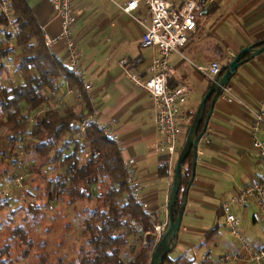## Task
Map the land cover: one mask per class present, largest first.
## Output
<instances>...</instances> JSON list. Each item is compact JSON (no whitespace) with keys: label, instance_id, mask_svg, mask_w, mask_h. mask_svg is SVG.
Here are the masks:
<instances>
[{"label":"crops","instance_id":"1","mask_svg":"<svg viewBox=\"0 0 264 264\" xmlns=\"http://www.w3.org/2000/svg\"><path fill=\"white\" fill-rule=\"evenodd\" d=\"M99 1H105L108 21L114 18L116 11L122 14L116 15L114 28L107 25L104 35L109 43L107 49L99 51L101 47H89L87 43L81 46L85 52L91 54L86 58L83 78L93 86L89 94L94 112L90 117L116 135L125 159L135 161L131 167L132 183L136 185L140 201L148 204L149 212L155 213L156 209H160L161 219H169L167 208L163 212L162 205L169 199L174 181L172 164L175 166V163L169 161V172L165 176L161 175L160 168L169 155L157 148L162 135L157 130L150 93L145 88L134 85L128 78L119 79L121 70L117 64V56L122 57L128 51L127 46L135 45L133 42L138 41L140 46L138 45L136 50L132 48L133 54L128 57L132 61L128 70L146 78L158 50L155 47H142L145 27L142 36L127 34L120 28V21L123 25L130 22L128 13L119 9L120 5L129 0ZM28 2L44 32L52 38L58 37L61 32V19L56 15L50 1ZM91 2L95 6L94 11L101 8L92 0ZM198 2V28L189 33L186 45L170 56V84L186 83L191 91L188 102L182 107V112L188 120L184 123L178 149L184 145H181V142L185 143L187 140L191 122L193 123L212 82L210 76L200 71L198 66L217 60L230 61L243 47L264 41V0ZM73 3L77 6L79 0H73ZM79 8L82 11L78 13L74 36L79 43H84L92 32L87 33L89 25L85 22L88 8ZM79 8L75 7V11ZM136 13L141 14L142 18L150 19V12L143 2H140ZM50 49L66 61L64 41H56ZM99 52L106 54L109 68L103 63L100 64L98 57L92 56ZM12 61L14 63V60ZM62 84L71 94L67 82L63 81ZM228 87L230 94L224 92L216 102L207 133L199 143L196 176L188 191L187 212L184 214L174 252L171 253L174 258L185 255L193 259L195 264H216L220 257L228 252L242 256L237 260H226L222 264H253L226 221L223 212L225 203L231 204L233 212L241 221L240 232L250 244L260 246L264 240V222L258 203L254 200L247 204L232 201L239 187L264 177V160L254 146L255 139H264V52L243 63ZM60 94L59 87L56 95ZM231 95L235 99H232ZM82 100L83 98H80V101ZM54 101L56 99L47 104L50 105ZM211 101L212 99L207 103L206 113L210 110ZM259 114L263 115L260 122ZM203 123L204 121L201 128ZM53 170L56 176L66 172V168L60 165Z\"/></svg>","mask_w":264,"mask_h":264},{"label":"trees","instance_id":"2","mask_svg":"<svg viewBox=\"0 0 264 264\" xmlns=\"http://www.w3.org/2000/svg\"><path fill=\"white\" fill-rule=\"evenodd\" d=\"M9 1L19 31L13 34L8 29L0 0V31H4L7 38L0 46V76L12 78L5 59L13 55L20 80L0 86L2 152H5L6 142L17 156L16 144L25 139L26 153L35 156L39 180L46 181L49 186L40 196L48 195L49 201L67 197L71 204L92 203V207H85L88 214L82 231L87 246L67 262L62 257L54 260L47 240L35 236L46 213L38 201L20 207L26 211L24 222L12 226L10 236L23 245L25 253L36 249L37 264H150L151 251L159 242L154 234V213L145 208L137 195L122 147L97 121H90L85 133L80 137L76 135L80 123L94 112L84 80L48 47L43 27L28 0ZM10 40H14V44ZM130 62L129 59L128 65ZM63 81L83 98L86 109L78 110L72 104L63 110L52 107L32 121L34 113L57 98L56 92ZM71 136L73 139L69 141ZM169 158L160 168L162 176L169 172ZM58 165L66 168L65 174L54 177L43 169L49 166L53 170ZM192 168L193 151L183 164V182L175 214L183 203ZM175 169L176 165L174 177ZM8 204V196L0 194V208ZM145 240L148 245L144 244ZM174 249L163 264H195L185 255L172 257Z\"/></svg>","mask_w":264,"mask_h":264},{"label":"built area","instance_id":"3","mask_svg":"<svg viewBox=\"0 0 264 264\" xmlns=\"http://www.w3.org/2000/svg\"><path fill=\"white\" fill-rule=\"evenodd\" d=\"M57 16L61 18V32L56 38L46 34V44L50 47L56 41L62 40L67 47V60L70 67L80 76H83L84 70L83 57L78 46V41L74 37L73 28L76 23V13L73 0H49ZM140 2L148 8L150 19H144L145 33L142 38L143 47H155L158 50L157 56L154 57L149 67V76L141 77L132 71L125 69L127 78L136 86L145 88L150 93L153 101L154 115L157 130L161 133L162 139L158 142L157 148L165 151L170 157L176 153L179 146L180 134L183 130V124L187 117L182 112V106L191 96L190 88L185 83L175 86L170 84V75L172 73L170 65V56L174 51L184 46L189 40V33L195 31L198 27L200 4L197 0H129L122 9L127 13H133L140 7ZM2 10L8 20V29L16 34L19 31L15 17L13 16L11 2L2 0ZM139 19V17H138ZM140 20V19H139ZM126 60L122 63L124 64ZM229 61L217 60L209 64L199 66V69L214 79L218 74L224 71ZM88 92L92 91V85L85 84ZM71 93L74 90H71ZM230 94V87L225 88V94ZM235 99L233 95L230 96ZM49 109V107H47ZM42 108L33 114L31 120L34 121L36 116L43 112ZM259 122L263 120V115H258ZM94 121L89 117L82 121L76 135L80 137L85 133L87 125ZM110 138L117 141L116 135L105 129ZM254 146L264 160V139H255ZM134 160L126 161L127 167L131 168ZM4 194L9 196V192ZM256 201L260 208V213L264 222V177L254 179L253 182L245 187H239L234 202L247 204L250 201ZM146 209L148 204L144 203ZM226 221L231 231L239 238L242 249L247 253V257L253 264H264V240L260 246L252 245L246 237L240 232V219L233 212L231 204L226 203L223 206ZM168 211V206H167ZM185 209V213H186ZM168 213V212H167ZM154 234L159 241L167 229L169 219L162 220L158 213H154ZM242 255L235 252H228L222 256L216 264H222L226 260H237Z\"/></svg>","mask_w":264,"mask_h":264},{"label":"rangeland","instance_id":"4","mask_svg":"<svg viewBox=\"0 0 264 264\" xmlns=\"http://www.w3.org/2000/svg\"><path fill=\"white\" fill-rule=\"evenodd\" d=\"M92 1L95 4L100 5L101 8L97 11H94L93 7L95 8V6H93L94 4H92L91 0H79V3L77 4V6H75L76 9L80 6H85L86 8H88L85 22L87 23V25H89V31L87 33L92 32L91 35L86 37V42L83 41L84 43L80 42L79 44L81 47L83 44L87 43L89 47H101L99 51H104L105 49H107L106 47L109 44L107 42L108 40H106L104 36L107 25H109L110 28H114L113 23L117 21L116 15H121L122 13L116 11L114 13L116 15L113 16L114 18L108 21V12H106L104 5L105 1L104 3L99 0ZM119 9L121 10L120 7ZM80 11H82L81 8L76 11L77 19H79L78 13ZM138 15L128 14L130 22L123 25V22L120 21V23H118L120 28H123L127 34H139L140 36H142L144 25L138 19ZM128 38L129 37H127L126 40H128ZM5 40H7L5 32L0 31V46ZM10 42L14 44L15 41L10 40ZM133 43H135V45L129 44L127 46L128 51L126 54H124L122 57H120L121 55L117 56V64L119 65L121 70L120 74H118L119 79H123V77L127 78L125 71H123V68L125 69V67L121 65L122 62L125 59L127 60L129 55L132 56L133 51L136 50L138 45L140 46V42L138 41ZM132 48H134V50H132ZM80 51L83 57L82 69L85 72L84 67L86 65V58H89L91 54L85 52V49L82 47L80 48ZM92 56L98 57L99 63H103L106 68H109V59H107L106 54L99 52L93 54ZM12 59L13 55H11L10 58L5 59L6 64L9 65V73L12 78H8L9 75H2V77H0V86L12 85L20 80V73L16 69L15 63H13ZM60 93L61 94L60 96H57L56 101L52 102L50 105H44L42 109L46 110L47 107H55L63 110L71 104L75 105L78 110L86 109L84 101H80V97L74 94H69L67 87L63 84H61L60 86ZM97 107L99 108L100 105H98ZM1 130L0 134L2 133ZM72 139L73 136L69 137L68 140L72 141ZM4 144L5 152H2L4 151L2 150L3 143L2 140H0V194L5 197L6 195L4 194V192H9L8 198L10 204H8L5 208H0V261L4 260L5 264L9 262L11 264H37L39 256L36 249H29L27 253H25L23 245L19 244L18 240V242H16V239H13L10 236L11 227L24 222L26 211H24V209L20 207L27 205L28 203L33 201H38L39 203H41L42 207H44L46 210L42 222L36 229L35 236L42 237V239L47 240L49 251L54 260L62 257L64 261L67 262V260L75 258L80 252V249L83 246H87L85 240L86 238L83 235L82 231L85 226V218L88 214V212L85 210V207H92V203L75 202L71 204L68 202L67 197H58L57 200L49 201L48 195L45 196L44 194V197L40 196V194L44 193V191L49 188V186L46 181L39 180L40 175L35 172V156L32 153H26L24 148L26 140L22 139L19 141V145L16 144L15 149L18 154L17 156L10 151L11 149L8 147V144L6 142ZM182 144L184 143L181 142V145ZM180 151L178 154H180ZM178 156L179 155H176V157H174L172 160L175 165ZM172 165L174 169V164ZM50 167L44 166L43 169L44 171L48 170L49 174L55 177L56 173ZM167 206L168 200L167 203L164 201V204L162 205L163 212L164 210H166ZM156 213L160 214L161 217L162 214L160 209H156L155 214ZM148 243L149 242L147 240L144 241V244L148 245ZM154 248L155 247H153L151 251V258ZM121 257L125 258V255L122 254Z\"/></svg>","mask_w":264,"mask_h":264},{"label":"water","instance_id":"5","mask_svg":"<svg viewBox=\"0 0 264 264\" xmlns=\"http://www.w3.org/2000/svg\"><path fill=\"white\" fill-rule=\"evenodd\" d=\"M262 52H264V41H259L257 43L243 47L241 51L228 62L224 71L218 74L212 80L207 93L203 97L192 126L189 130L187 140L180 152L176 164L174 183L168 199L169 223L162 238L154 248L150 264H163L165 257L175 248V245L177 244L185 209L187 207L188 191L196 176V167L199 156V143L207 133L208 123L214 111L216 102L225 92V88L229 85L231 79L237 73L238 68L251 57L259 55ZM210 99H212L210 110L208 113H206L207 103ZM203 121V128L201 131H199ZM191 151H193L192 177L185 193L183 203L179 208L178 213L175 214L178 196L183 182V164Z\"/></svg>","mask_w":264,"mask_h":264},{"label":"bare ground","instance_id":"6","mask_svg":"<svg viewBox=\"0 0 264 264\" xmlns=\"http://www.w3.org/2000/svg\"><path fill=\"white\" fill-rule=\"evenodd\" d=\"M197 1H198V0H197ZM73 4H74V3H73ZM124 5H125V4H124ZM120 7H121V9H122V5H120ZM52 8H53V7H52ZM53 9H54V8H53ZM74 9H75V5H74ZM122 10H123V9H122ZM199 10H200V9H199ZM136 11H137V10H136ZM136 11H134L133 13H128V14H137V15H138V13H136ZM198 12H199V11H198ZM55 13H56V12H55ZM75 13H76V11H75ZM126 13H127V12H126ZM56 15H57V14H56ZM76 17H77V15H76ZM138 17H139L140 21L143 23V20H144L145 18H142V17H141V14H139ZM60 19H61V18H60ZM148 20H149V19H148ZM76 21H77V19H76ZM61 23H62V22H61ZM198 23H199V22H198ZM143 25H144V24H143ZM74 26H75V24H74ZM144 27H145V26H144ZM197 28H198V27H197ZM145 31H146V29H145ZM191 32H192V31H191ZM144 33H145V32H144ZM73 34H74V28H73ZM45 36H46V33L44 32V37H45ZM74 37H75V36H74ZM75 38H76V37H75ZM142 38H143V37H142ZM76 39H77V38H76ZM45 40H46V39H45ZM77 41H78V39H77ZM65 44H66V43H65ZM141 45H142V42H141ZM185 45H186V44H185ZM185 45H184V46H185ZM66 46H67V45H66ZM78 46H79V42H78ZM48 47H49V46H48ZM142 47H143V46H142ZM182 47H183V46H182ZM49 48H51V46H50ZM79 48H80V47H79ZM145 48H148V47H145ZM180 48H181V47H180ZM180 48H179V49H180ZM179 49H178V50H179ZM174 52H175V51H174ZM174 52H173V53H174ZM156 56H157V55H156ZM125 60H126V59H125ZM63 61H64V60H63ZM128 62H129V59H127L126 62H125L124 64L122 63L121 65L124 66L125 69H128ZM65 64L68 65V66L70 67V65H69V63H68V60H67V47H66V61H65ZM170 65H171V63H170ZM70 68H71V67H70ZM198 68H199V66H198ZM71 69H72V68H71ZM72 70H73V69H72ZM199 70H200V69H199ZM73 71H74V70H73ZM200 71H201V70H200ZM74 72H75V71H74ZM202 72H203V71H202ZM203 73H204V72H203ZM76 74H77V73H76ZM77 75H78V74H77ZM78 76L81 77V78L83 79L84 76H85V72H84L83 76H80V75H78ZM170 76H171V75H170ZM210 78H211V77H210ZM211 79H212V78H211ZM83 80H84V79H83ZM212 80H213V79H212ZM86 83H87V82H85V80H84V85H85ZM89 84H90V83H89ZM179 84H180V83H179ZM185 84H186V83H185ZM171 86H175V85H171ZM188 86H189V85H188ZM85 88H86V86H85ZM189 88H190V87H189ZM86 90H87V89H86ZM87 92H88V91H87ZM190 92H191V91H190ZM88 93H89V92H88ZM72 94H74V95L80 97V96L78 95V93H77L75 90H74V92L71 93V95H72ZM80 98H81V97H80ZM187 102H188V101H187ZM187 102H186V103H187ZM186 103H185V104H186ZM185 104H184V105H185ZM184 105H183V106H184ZM183 106H182V107H183ZM184 114H185V113H184ZM185 115H186V114H185ZM186 117H187V116H186ZM187 120H188V119H187ZM187 120H186V121H187ZM193 121H194V120H193ZM184 123H186V122H184ZM203 124H204V123H203ZM183 129H184V124H183ZM201 130H202V129H201ZM182 131H183V130H182ZM181 134H182V132H181ZM181 134H180V135H181ZM185 142H186V141H185ZM184 144H185V143H184ZM183 147H184V145L182 146V148H183ZM182 148H181V149H178V150L176 151L175 154L180 155V154H178V153H179L180 150H182ZM180 152H181V151H180ZM175 154L172 156V160H173ZM178 158H179V156H178ZM127 160H128V159H125V165H126V161H127ZM129 160H130V159H129ZM177 161H178V159H177ZM134 162H135V161H134ZM176 164H177V162H176ZM126 166H127V165H126ZM128 168H129V167H128ZM129 169L131 170V168H129ZM192 169H193V168H192ZM131 173H132V171H131ZM262 178H263V177H262ZM256 179H260V178H256ZM252 182H253V181H252ZM249 184H250V183H249ZM244 187H245V186H244ZM233 200H234V198L232 199V201H233ZM225 204H226V203H225ZM225 204H224V205H225ZM224 205H223V206H224ZM223 212H224V210H223Z\"/></svg>","mask_w":264,"mask_h":264}]
</instances>
